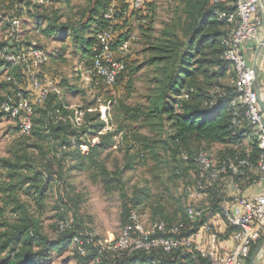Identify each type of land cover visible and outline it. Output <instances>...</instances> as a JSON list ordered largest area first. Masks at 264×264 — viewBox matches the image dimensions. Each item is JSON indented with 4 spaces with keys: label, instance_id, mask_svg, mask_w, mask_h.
<instances>
[{
    "label": "rangeland",
    "instance_id": "obj_1",
    "mask_svg": "<svg viewBox=\"0 0 264 264\" xmlns=\"http://www.w3.org/2000/svg\"><path fill=\"white\" fill-rule=\"evenodd\" d=\"M13 1L16 3L15 7L14 2L8 5L0 2V44L8 42L9 47L13 48L22 43H35L47 53L48 61L43 70L46 75L62 84L59 99L69 106L68 109L73 111L74 116L76 111L81 113L80 121L76 122L72 118V123L77 128L82 125L78 130H87L86 134L82 135L83 140L95 144L100 140V134L110 133L99 152L111 175V181L105 185L86 167L78 169L77 161L71 160L73 155L67 157L69 163L62 172L59 188L51 178L36 177V180H32L35 175H39L36 172L41 165L47 168L50 163L51 168L49 166L48 170L52 171L49 159L53 149L50 142L44 138L40 142L38 134L32 136L19 133L15 122L0 107V189L6 187L11 178L5 160H19L21 165H30L20 177L31 179L26 180L29 182L24 183L16 194L20 200L28 203L39 218L43 232L51 240L59 234L56 225L63 205L58 195L60 191L64 198L73 200V203H70L77 209L78 221L89 229L95 238L102 241L119 235L127 218L122 212V203L125 201L130 202L129 206L138 214L145 228H149L155 219L164 217L172 223L188 225L189 229L191 225L184 221L188 207L184 188L187 183L196 179L195 164L184 163L180 159V153L184 152L182 149L180 153L173 151L175 144L170 139L173 131L170 128L171 122L165 118L167 115L148 112L154 99L164 93L168 68V63L159 62V59L150 64L151 55L159 56L158 47L163 44L170 45L175 42V45H178L186 40L183 32L186 19L181 0H151L149 9L145 11L148 17L144 24L135 17L127 22L124 29L127 30L125 36L129 43L126 56L128 80L118 84V89L113 90L115 94L96 83L88 73L90 66L87 42L97 29V21L89 23L82 22L81 19L90 0H49L43 4L38 0ZM28 7L36 8L44 15L43 19L38 22L33 16L36 11L30 14ZM52 14L59 17L56 24L51 23L58 31L56 35H46V17ZM13 15L18 16L21 23L17 34L10 36L7 20ZM69 26L77 30L78 42L73 40L71 33L74 30ZM36 27L39 31L35 30ZM263 56L260 52L257 66ZM252 57L253 55H245L244 59L253 65ZM163 66L166 67L165 72ZM10 71L13 73L8 74ZM16 73V70L6 69L0 64V103L14 90L6 80L7 75L16 76ZM257 73H262L264 79V72L258 70ZM230 78L231 71L222 82L229 84ZM206 88V84H198L200 96L205 93ZM211 88L209 96L213 95L216 87ZM120 103L140 107L141 115L135 119H124L119 110ZM183 103L174 100L165 105H172L175 112H179ZM32 107L34 109L33 105ZM85 110L90 114L98 113V120L87 118L89 123L84 122ZM246 145V139L237 148L226 144L195 141L189 143L184 153L194 156L196 152L206 150L213 163H218L228 155L229 148L240 151ZM86 148L82 147L83 150ZM140 151L144 154L142 157L138 155ZM44 161H47V165L42 164ZM15 171H18V168ZM29 185L34 186L29 190ZM28 190L30 192L26 194ZM36 190L43 194L40 205L33 200V191ZM7 202L5 193L0 190V206L5 207L6 216L11 217ZM195 206L203 208V203ZM74 254V246L71 243L59 254L52 251L45 264H83ZM196 264L208 262L207 259H201L197 260Z\"/></svg>",
    "mask_w": 264,
    "mask_h": 264
},
{
    "label": "trees",
    "instance_id": "obj_2",
    "mask_svg": "<svg viewBox=\"0 0 264 264\" xmlns=\"http://www.w3.org/2000/svg\"><path fill=\"white\" fill-rule=\"evenodd\" d=\"M38 1L42 2V4L49 2V0ZM0 2H4L8 5L10 2L14 1L0 0ZM229 2H231V0H218L217 2L215 0H181L186 19L183 30L186 40L183 42L179 41L180 43L178 45H175V42L170 45L163 44L161 47H158L159 56H154V54L151 55L150 64H153L155 59H159V62L168 63V68L166 71V65L163 66V71H166L165 78L167 77L164 93L154 99L148 112L150 114L167 115L165 118L171 122L170 128L173 131L170 139L175 144L174 152H181V149L186 152L189 143L195 141L208 144L220 143L230 145L232 148H237L242 145L244 139H248L246 147H243L240 151L229 148L228 155L222 159L235 155L245 156L247 154L250 161L255 164L259 157V149L255 137L252 135L250 126L245 122L240 127L232 126L229 102L234 96V91L228 83L222 82V80L225 81L231 71L229 64L221 59L224 48L220 43L222 36L228 31L229 26L224 21L217 20L213 11L216 9L231 11L233 7L229 5ZM150 4L151 2L146 11L149 9ZM107 5L108 0H90L87 11L82 15V22L90 23L93 20L97 21V29L87 42L89 66L94 53L93 48L96 33L102 30L107 24L103 18V12ZM13 6H16L15 2ZM33 11H36L33 16L38 19V22L43 19L44 15H41L36 8L28 7V12L30 14H33ZM54 15L55 14H52L50 17L46 15V26H48L45 32L46 35H49V33L56 35L58 31L55 29V25H51V23L56 24L59 20V17ZM132 17H135L139 22L144 24L148 16L146 12L129 10L128 14L123 15L116 27V35L114 37L115 43L127 40L125 36L127 30L125 31L124 27ZM13 18L20 19L15 15L10 16L7 20L8 26H10V21ZM142 19H144L143 22ZM78 21H80V19H78ZM69 27L74 30L73 33H71L73 40L78 42L79 36L76 34L77 30H75L73 26ZM35 30L39 31L38 27H36ZM4 47H9V43H1L0 51ZM0 64L6 69L16 70L17 77H15L22 83V90H24L27 95H31L32 90L30 89L22 69L20 67H11L2 59H0ZM10 72L11 73L8 74L13 73L12 71ZM43 73L46 75L44 70ZM127 75L128 66L125 61V68L118 75L115 87L107 90L113 91L114 89H118V84L126 80ZM199 83H204L207 86L205 93H202L201 96V93L197 89ZM57 84L62 89V84ZM214 86L218 89L220 94H218L216 98L215 105L210 107L208 105L209 94L211 92L210 88ZM114 91L113 93L115 94ZM183 94H187V97L183 98ZM174 100L181 101L182 103L184 102L179 112H175L172 105H165ZM33 106L34 109L29 135L33 136V134H38V136H40V139H38L40 142L43 138L48 139L50 147L53 149V154L49 159L52 163V171L48 170L49 166L51 168L50 163L47 165V161H44L42 164L45 163L47 168L41 165V168L37 169L36 172V174L39 175H35L32 180H36V177L51 178L56 182V186L59 188L63 177L62 172L69 163L67 157L73 155L72 159H70L77 161L78 169L82 170L86 167L87 170L94 172L95 176H98L103 184L107 185L111 181V175L105 167L103 160L100 158L99 150L104 146L105 139L109 138L110 133L106 132L100 134L98 143H86L82 135H85L87 130H78L82 125L78 128L74 127L72 123V118H74L73 111H70L68 109L69 106L59 99V95L50 94L42 104L38 105L33 103ZM35 106H37V108H35ZM119 110L124 119H135L142 113L140 107H130L122 103L119 105ZM87 118L92 121L98 120V113L90 114L89 111L85 110L83 113V120L89 123ZM84 146L87 147L85 150L82 149ZM197 153L198 152H196L194 156ZM138 155L142 157L144 154L140 151ZM194 156L188 155V159L182 161L184 163L194 164ZM13 160H15V158H13ZM4 163L10 170L9 174L11 178L7 186L2 187L0 190L5 193L6 199L8 200L7 203L10 206L9 213L11 217H7L5 214V207L0 206V264H45V261L50 257L52 251L57 254L61 253L72 243L73 236L86 227L77 219V209L71 205L73 200L64 198L60 191L58 195L63 205L60 209L61 216L57 222L62 221L66 223L67 227H65L62 232H59L55 239H49L43 232L40 220L35 216L34 211L30 209L26 201L20 200L16 194L17 190L21 189L24 183L29 182L26 180L31 179H27L28 177L26 176L23 178L20 177L25 170L30 168V165H21L19 160L13 162L5 160ZM16 168H18V171H15ZM20 169L21 172H19ZM257 177L258 174L255 171L248 172L246 178L241 181L242 190L247 188V181H251L253 178ZM32 186L29 185L28 189L30 190ZM29 190L26 194H29ZM33 192V200L37 205H40L43 197L42 192L39 190ZM220 193L226 195L227 183H216L214 188L207 191L206 198L201 202L203 203L204 212L196 222H188L185 213L184 221L191 225L189 229H187L188 225H184V227H186L184 229L185 234L196 231L206 223L212 226L211 222H209V218L211 215L219 214V203L222 199L219 195ZM129 203L128 201L122 203V212L125 214V218L127 216L124 225L127 222L129 214L134 211L131 206H129ZM74 205L76 204L74 203ZM155 220H163L172 223L164 217ZM235 230V227L225 223L224 233H216L218 237L223 239L230 237ZM262 238H264V233L260 231L257 241L255 240L251 246L249 256ZM74 253L83 264H87L88 262L91 264H145L148 258L147 254L140 251L131 253L102 252L98 255L97 247L93 244L86 245L85 254L82 256L78 255L75 249ZM249 256L247 259H249ZM96 257L98 258V262H95ZM201 259L206 261L205 258L200 257L198 254L188 255L178 259L176 253H159L158 264H174L176 262L178 264H193V262L196 264V261Z\"/></svg>",
    "mask_w": 264,
    "mask_h": 264
},
{
    "label": "built area",
    "instance_id": "obj_3",
    "mask_svg": "<svg viewBox=\"0 0 264 264\" xmlns=\"http://www.w3.org/2000/svg\"><path fill=\"white\" fill-rule=\"evenodd\" d=\"M150 2L151 0H108L103 12L107 24L96 33L94 53L88 69L89 76L104 89L115 87L118 75L125 68L128 40L114 42L120 19L128 14L129 10L145 12ZM229 5L233 7L231 11L216 9L213 14L217 20L224 21L229 26L220 43L224 48L221 59L231 68L229 85L234 91V96L229 102L231 124L240 127L245 122L250 126L259 149V157L255 164L247 154L227 157L213 163L209 153L200 150L193 158L196 179L185 185L184 193L188 201L187 220L196 222L204 208L195 205L206 198L207 191L214 188L216 183H227L226 195L219 194L222 198L219 203V215L225 223L236 228L230 236L232 248L227 250L219 246L218 235L208 223L190 234L184 233L183 223H169L163 220H154L149 228H145L138 214L133 211L116 238L102 241L95 238L86 228L76 233L72 238V245L78 255H84L86 245L93 244L97 247L98 255L102 252H144L148 255L145 264H158L159 253H176L178 259L198 254L207 259L208 264H244L249 256L252 244L264 229V113L258 104L255 91V70L244 56L247 44L264 46V43L260 45L263 40L261 13L264 0H231ZM19 28L20 19L13 18L10 21L9 35L17 34ZM0 59L11 67H20L32 90L28 97L22 90L20 81L13 75H7L6 80L14 90L0 103L1 110L15 122L19 133L29 135L33 103L40 105L48 95H60L62 89L52 78L44 75L43 67L48 61V55L35 43H22L13 48L4 47L0 51ZM217 92L218 89L215 88L213 95L209 97L210 107L216 103L220 94ZM182 97L186 98L187 94ZM80 116L81 113L76 111V122L80 121ZM180 158L186 161L188 155L181 152ZM251 171H255L258 177L247 181V187L257 185L259 192L254 196H246L243 194L241 181ZM56 227L59 233L67 224L59 221ZM95 260L98 262L97 257Z\"/></svg>",
    "mask_w": 264,
    "mask_h": 264
},
{
    "label": "crops",
    "instance_id": "obj_4",
    "mask_svg": "<svg viewBox=\"0 0 264 264\" xmlns=\"http://www.w3.org/2000/svg\"><path fill=\"white\" fill-rule=\"evenodd\" d=\"M264 46L260 47L256 46L252 43H249L245 46V55H253L252 59L253 61L256 60V81H255V85L258 86L259 89V98L262 101L263 105H264V79L262 78L263 74L261 73L260 75H258L257 71L260 70L262 72H264V56L262 57V61L259 63V65L257 66V57L259 56L260 52L263 53L264 55ZM253 66V65H252ZM259 192V187L257 185H254L252 187H247L243 189V194L246 196H254ZM209 222H211L213 229L219 233V234H223L224 230H225V222L223 221V219L220 217L219 214H215V215H211L209 218ZM264 233V229L261 230ZM259 237V234H258ZM219 239V246L222 249H227L230 250L233 246V242L230 239V237L227 238H220ZM258 239V238H257ZM256 239V241H257ZM264 238H262L257 245L263 240ZM256 245V247H257ZM256 247L254 248V250L256 249ZM254 250L251 252L249 259H246L244 261V264H251V260L250 257L252 255V253L254 252ZM197 262V261H196ZM252 264H264V243H262L260 249L258 250V252L255 254L254 259L252 261Z\"/></svg>",
    "mask_w": 264,
    "mask_h": 264
},
{
    "label": "water",
    "instance_id": "obj_5",
    "mask_svg": "<svg viewBox=\"0 0 264 264\" xmlns=\"http://www.w3.org/2000/svg\"><path fill=\"white\" fill-rule=\"evenodd\" d=\"M261 16H262V29H263V40L261 41V44L262 45L264 43V9L262 10V13H261ZM260 48V46H259ZM253 68L255 70V73H256V60H254V63H253ZM255 91L257 92V95H258V104L262 110V112L264 113V105L262 103V101L260 100L259 98V89H258V86L255 85ZM262 243H264V239L257 245L256 249L254 250V252L252 253L251 257H250V260H251V264H252V261L254 259V256L255 254L258 252V250L260 249Z\"/></svg>",
    "mask_w": 264,
    "mask_h": 264
}]
</instances>
